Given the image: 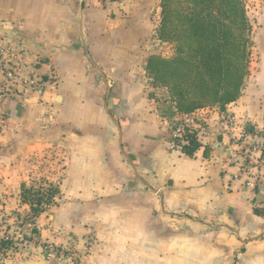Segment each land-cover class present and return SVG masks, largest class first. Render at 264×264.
Returning <instances> with one entry per match:
<instances>
[{
    "label": "crops",
    "instance_id": "1",
    "mask_svg": "<svg viewBox=\"0 0 264 264\" xmlns=\"http://www.w3.org/2000/svg\"><path fill=\"white\" fill-rule=\"evenodd\" d=\"M160 1L0 0V216L29 212L31 159L62 161L56 204L27 224L38 242L0 264H54L53 247L57 264H264V50L236 100L192 112L188 156L144 69Z\"/></svg>",
    "mask_w": 264,
    "mask_h": 264
},
{
    "label": "trees",
    "instance_id": "2",
    "mask_svg": "<svg viewBox=\"0 0 264 264\" xmlns=\"http://www.w3.org/2000/svg\"><path fill=\"white\" fill-rule=\"evenodd\" d=\"M249 32L246 0H161L157 35L172 43L174 51L169 57L150 55L144 69L154 86L166 89L176 112L207 106L223 110L240 96L248 75ZM186 130L180 150L192 156L200 142ZM56 193L53 186L41 191L21 184L20 201L30 208L24 215L27 223L55 204ZM254 212L262 215L264 208ZM36 232L33 226L31 234ZM10 240L0 239V250L11 247Z\"/></svg>",
    "mask_w": 264,
    "mask_h": 264
},
{
    "label": "rangeland",
    "instance_id": "3",
    "mask_svg": "<svg viewBox=\"0 0 264 264\" xmlns=\"http://www.w3.org/2000/svg\"><path fill=\"white\" fill-rule=\"evenodd\" d=\"M247 4V15H248V20H249V25H250V32H249V37L251 40V60H250V67L256 66V61L257 57L259 56V52L264 50V0H246ZM156 15V14H155ZM153 18H157V16H153ZM159 20H160V15H159ZM158 26H159V21H158ZM158 30V28H157ZM158 34V33H157ZM154 49H156V54L164 57H169L173 54L174 48L173 44L170 42L166 41H154L153 43ZM58 158H60L58 155L56 156L55 153H50V154H44L41 156H37L34 159H31L30 162H36L38 164L34 174L32 175V186L35 188V190H46L48 186H53V188H56L57 186V181L62 177V167H59L60 161ZM57 164V166H56ZM53 168H56L53 170ZM31 184V183H29ZM55 204L56 200L54 199ZM48 206L45 210L48 211L54 205ZM8 217H14L16 220L15 222L11 225H8L7 228H9V232L6 233L5 235H2L0 239L2 238H9L11 239L10 241L12 242L11 247L17 249L19 245L23 242H28L26 241L27 238H31V243L34 244L35 240L37 239L36 243L38 242V229H36L35 234H31L28 223H27V218L23 215L20 214V216L17 217L15 214H9L7 215H2L0 216V225L4 223V221ZM4 228V227H3ZM11 235H13V238H11ZM48 244V243H47ZM46 244L40 243V248L37 250L41 251H36L37 253H42L45 257L50 258L49 250L50 247L45 248ZM55 254L53 257V260L56 262L59 260L57 256H59V250L56 247H53ZM64 254H69L72 252L71 250H64ZM76 252V251H75ZM38 255L35 254L34 251H31L29 255ZM77 253V252H76ZM14 254V253H13ZM12 255V253H10ZM31 255V256H32ZM6 258V250H0V258ZM20 259H27V254L24 253L21 257H17ZM70 261L64 262L67 264V262L71 264H78V262H74L75 259L77 258L76 256H69ZM52 260V261H53ZM56 262L53 261L54 264H57Z\"/></svg>",
    "mask_w": 264,
    "mask_h": 264
},
{
    "label": "built area",
    "instance_id": "4",
    "mask_svg": "<svg viewBox=\"0 0 264 264\" xmlns=\"http://www.w3.org/2000/svg\"><path fill=\"white\" fill-rule=\"evenodd\" d=\"M13 75L14 71H11L9 76L13 77ZM195 125L196 120L192 113H181L180 116L173 121L171 126L170 136L172 137V145L180 149L181 146L187 142L185 137V129H187L186 131L193 132L197 139L200 136H203V131H201V129Z\"/></svg>",
    "mask_w": 264,
    "mask_h": 264
},
{
    "label": "water",
    "instance_id": "5",
    "mask_svg": "<svg viewBox=\"0 0 264 264\" xmlns=\"http://www.w3.org/2000/svg\"><path fill=\"white\" fill-rule=\"evenodd\" d=\"M132 170H133L134 174H135L137 177H139L138 174L136 173V171L134 170L133 167H132Z\"/></svg>",
    "mask_w": 264,
    "mask_h": 264
}]
</instances>
